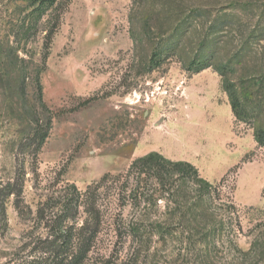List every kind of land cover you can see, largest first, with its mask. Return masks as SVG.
<instances>
[{
    "label": "rangeland",
    "instance_id": "374dc122",
    "mask_svg": "<svg viewBox=\"0 0 264 264\" xmlns=\"http://www.w3.org/2000/svg\"><path fill=\"white\" fill-rule=\"evenodd\" d=\"M150 12L179 43L159 66L150 62L158 41ZM199 57L211 66L188 69ZM223 62L238 88L240 117L217 71ZM259 77L264 0H0V264H60L65 247L55 224L72 184L84 192L152 151L189 161L221 184L213 207L233 203L239 217L232 214L210 246L181 230L161 237L142 228L119 239L113 216L120 212L128 223L139 209L127 193L104 198L103 227L82 264H264ZM19 169L20 209L3 188ZM165 211L160 199L142 221L165 220ZM92 216L82 203L64 232Z\"/></svg>",
    "mask_w": 264,
    "mask_h": 264
},
{
    "label": "trees",
    "instance_id": "16d2710c",
    "mask_svg": "<svg viewBox=\"0 0 264 264\" xmlns=\"http://www.w3.org/2000/svg\"><path fill=\"white\" fill-rule=\"evenodd\" d=\"M152 13L150 12L149 19L152 23L157 24L153 34L158 41L153 47L150 62L154 66H159L164 57L177 52L179 43L174 41L176 33L162 31L163 24H158V19L152 17ZM131 34L134 40L138 39L134 32ZM206 47L208 44L205 45ZM188 66V69L198 71L211 66V63L203 61L199 57V59H192ZM217 71L223 76V86L229 94L232 109L240 117L242 102L235 82L228 78L230 65L227 62L219 63ZM257 82L263 84L264 77H259ZM38 97L43 102V88L39 78ZM47 125L45 133L41 135V140L36 146L34 156L38 154V150L48 137L47 129L50 127V122ZM255 136L256 140L264 145V128H258ZM21 171L19 169L14 180L3 187L7 189L5 192L7 196L15 197V206L18 209L21 207L25 185V173ZM220 185H215L202 177L191 162L172 160L157 151L134 159L123 173L105 174L99 181L94 182L93 186L89 185L84 192L72 184L71 194L67 196V201L64 203L55 224L59 236L60 234L63 235L62 245L65 247L59 255L60 264L83 263L103 227L104 211L106 210L103 209L104 198L113 200L111 197L115 196L114 199L120 200L124 193H127L124 199H128L130 204L137 207L139 211L128 223L122 218L120 212L113 216L114 229L119 239L124 238L127 234L137 237L142 228L157 230L161 237L169 234L171 230H181L182 233L187 232V238L190 242L192 236L199 235L203 241H208L210 246L212 241L222 237L227 231L228 221L231 220L232 222L233 220L232 214H235L236 218L239 217L236 211L230 209L231 206L236 208L233 203L223 211H217L213 207L214 202L221 199L222 193L220 192L222 189ZM160 199L166 202L165 214L167 218L161 221H148L147 224H144L142 217L147 216L150 207L157 205ZM82 203L87 205L88 212L93 215V221L84 223L79 229L72 225L69 230L71 232L65 233L66 222L71 220L72 214L79 212ZM106 204L111 205L108 202ZM73 249L76 250L73 252Z\"/></svg>",
    "mask_w": 264,
    "mask_h": 264
}]
</instances>
